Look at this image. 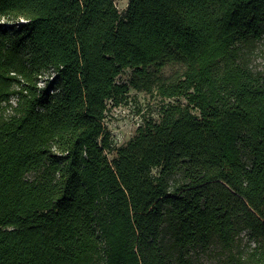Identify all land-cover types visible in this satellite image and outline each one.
<instances>
[{
	"label": "trees",
	"instance_id": "1",
	"mask_svg": "<svg viewBox=\"0 0 264 264\" xmlns=\"http://www.w3.org/2000/svg\"><path fill=\"white\" fill-rule=\"evenodd\" d=\"M263 35L264 0H0V264H264Z\"/></svg>",
	"mask_w": 264,
	"mask_h": 264
},
{
	"label": "rangeland",
	"instance_id": "2",
	"mask_svg": "<svg viewBox=\"0 0 264 264\" xmlns=\"http://www.w3.org/2000/svg\"><path fill=\"white\" fill-rule=\"evenodd\" d=\"M115 1L122 11L129 2V0ZM1 21L5 22L4 19ZM242 56L246 62H249V67L254 71L264 69V35L255 47H245ZM184 69L185 66L182 63L167 64L161 68L160 74L168 77L176 73H181ZM132 74L133 70L126 68L120 75L119 80L128 81ZM130 93L132 102L112 108L106 118V125L111 130L113 142L116 146L125 143L134 134L142 116L157 115L160 106V98L158 96L144 91H138L134 88H131ZM244 241L246 242V237ZM221 254L222 252L219 248L213 247L201 255L198 264H224Z\"/></svg>",
	"mask_w": 264,
	"mask_h": 264
},
{
	"label": "built area",
	"instance_id": "3",
	"mask_svg": "<svg viewBox=\"0 0 264 264\" xmlns=\"http://www.w3.org/2000/svg\"><path fill=\"white\" fill-rule=\"evenodd\" d=\"M25 20L24 19H22V21H20V22H24Z\"/></svg>",
	"mask_w": 264,
	"mask_h": 264
}]
</instances>
